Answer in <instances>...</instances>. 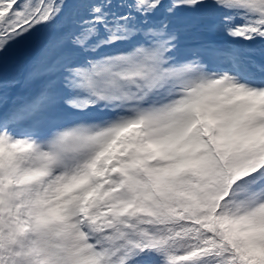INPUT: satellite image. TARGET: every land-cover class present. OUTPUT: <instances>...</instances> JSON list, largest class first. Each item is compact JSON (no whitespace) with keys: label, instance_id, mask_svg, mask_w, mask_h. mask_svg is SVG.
<instances>
[{"label":"snow or ice","instance_id":"snow-or-ice-1","mask_svg":"<svg viewBox=\"0 0 264 264\" xmlns=\"http://www.w3.org/2000/svg\"><path fill=\"white\" fill-rule=\"evenodd\" d=\"M0 264H264V0H0Z\"/></svg>","mask_w":264,"mask_h":264}]
</instances>
